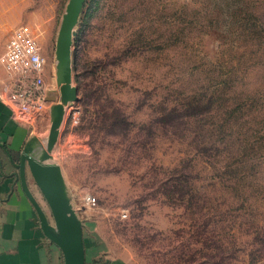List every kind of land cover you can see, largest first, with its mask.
Masks as SVG:
<instances>
[{
  "label": "rangeland",
  "instance_id": "obj_1",
  "mask_svg": "<svg viewBox=\"0 0 264 264\" xmlns=\"http://www.w3.org/2000/svg\"><path fill=\"white\" fill-rule=\"evenodd\" d=\"M69 1L0 0V57L29 25L47 90L58 89L57 39ZM257 6L86 0L72 48L78 112H67L50 160L62 168L83 223L86 264H264V17L252 15ZM249 28L261 36L255 42ZM8 79L0 63V93ZM51 125L50 111L23 122L20 156L33 138L43 155ZM28 182L54 223L29 171Z\"/></svg>",
  "mask_w": 264,
  "mask_h": 264
},
{
  "label": "water",
  "instance_id": "obj_2",
  "mask_svg": "<svg viewBox=\"0 0 264 264\" xmlns=\"http://www.w3.org/2000/svg\"><path fill=\"white\" fill-rule=\"evenodd\" d=\"M85 3L86 0H70L61 23L56 49L58 89L47 90L46 94V101L53 103L50 110L52 125L47 149L43 155H39L40 151L37 152L38 139L33 138L26 143L21 152L19 164L9 155L15 167L19 169L21 186L39 216L42 230L61 249L64 264H86L83 223L73 208L62 168L50 160L59 140L66 108L71 102L79 101L78 91L71 85L73 82L72 48L75 29ZM28 171L45 197L54 223L50 221L49 216L31 191Z\"/></svg>",
  "mask_w": 264,
  "mask_h": 264
},
{
  "label": "crops",
  "instance_id": "obj_3",
  "mask_svg": "<svg viewBox=\"0 0 264 264\" xmlns=\"http://www.w3.org/2000/svg\"><path fill=\"white\" fill-rule=\"evenodd\" d=\"M26 137L27 130L0 98V264H64L61 249L42 230L9 156L14 161L20 156ZM29 185L41 204L37 190Z\"/></svg>",
  "mask_w": 264,
  "mask_h": 264
},
{
  "label": "built area",
  "instance_id": "obj_4",
  "mask_svg": "<svg viewBox=\"0 0 264 264\" xmlns=\"http://www.w3.org/2000/svg\"><path fill=\"white\" fill-rule=\"evenodd\" d=\"M0 63L9 76L0 98L10 107L17 122H27L31 115L51 110L53 103L46 101L45 59L37 36L29 25H21L14 32ZM77 107V102H71L66 114L74 109L76 115ZM86 202L95 206L96 198L88 196Z\"/></svg>",
  "mask_w": 264,
  "mask_h": 264
},
{
  "label": "trees",
  "instance_id": "obj_5",
  "mask_svg": "<svg viewBox=\"0 0 264 264\" xmlns=\"http://www.w3.org/2000/svg\"><path fill=\"white\" fill-rule=\"evenodd\" d=\"M251 13H252L253 16H255L257 18L264 17V0H258V6H257V8H255V10H253ZM254 25H256V24H254ZM249 34H251V36H248V38H250L252 41H254L255 39H258V38L261 37L257 33V30L256 29H253V30L250 29V31L246 35H249ZM171 191H174V189L172 190V188H171ZM219 221H223V220L220 218Z\"/></svg>",
  "mask_w": 264,
  "mask_h": 264
},
{
  "label": "bare ground",
  "instance_id": "obj_6",
  "mask_svg": "<svg viewBox=\"0 0 264 264\" xmlns=\"http://www.w3.org/2000/svg\"><path fill=\"white\" fill-rule=\"evenodd\" d=\"M47 149V148H46ZM46 151V150H45Z\"/></svg>",
  "mask_w": 264,
  "mask_h": 264
}]
</instances>
